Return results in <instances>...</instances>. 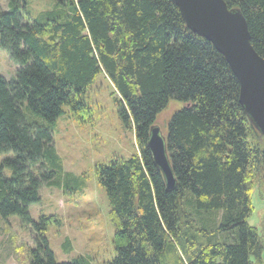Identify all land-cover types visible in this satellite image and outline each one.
<instances>
[{
  "label": "trees",
  "instance_id": "trees-1",
  "mask_svg": "<svg viewBox=\"0 0 264 264\" xmlns=\"http://www.w3.org/2000/svg\"><path fill=\"white\" fill-rule=\"evenodd\" d=\"M52 1L35 17L26 0L0 9V49L18 66L12 82L0 76V217L29 223L42 184L70 191L77 179L62 173L51 126L63 106L83 110L81 97L103 75L137 147L95 167L115 228L106 264H161L169 243L190 254L186 264H263L264 237L247 220L250 194L264 184V137L224 58L186 28L171 0ZM223 1L240 11L264 60V0ZM170 101L182 108L164 135L176 180L167 191L146 142ZM191 230L202 243H192ZM35 244L29 264H91L82 256L56 262L42 234Z\"/></svg>",
  "mask_w": 264,
  "mask_h": 264
},
{
  "label": "rangeland",
  "instance_id": "rangeland-1",
  "mask_svg": "<svg viewBox=\"0 0 264 264\" xmlns=\"http://www.w3.org/2000/svg\"><path fill=\"white\" fill-rule=\"evenodd\" d=\"M52 3V0H26V9L35 17ZM0 9L8 10L6 0H0ZM17 69L0 49V76L12 82ZM81 100L86 105L83 110L75 115L63 106L62 115L51 126L52 145L62 173L74 176L77 181L70 182L71 189L65 194L56 186L42 184L39 201L28 207L29 223L16 216L0 217V264H29L28 249L35 248L38 234L47 240L59 263L82 256L89 258L91 264H106L113 258L115 228L108 219L110 206L104 190L97 184L95 167L114 159H128L137 153V147L133 132L119 115L120 100L103 75L96 76ZM181 108V103L170 101L157 115L155 125L163 135L168 120ZM250 201L253 212L247 222L264 237V184L254 187ZM41 217H53L55 221L50 219L41 225ZM191 231L193 236L188 238L192 243H198L197 240L202 243L203 239ZM189 257L180 243H169L160 260L161 264H186ZM262 261L264 264V253Z\"/></svg>",
  "mask_w": 264,
  "mask_h": 264
},
{
  "label": "water",
  "instance_id": "water-1",
  "mask_svg": "<svg viewBox=\"0 0 264 264\" xmlns=\"http://www.w3.org/2000/svg\"><path fill=\"white\" fill-rule=\"evenodd\" d=\"M186 28L210 43L226 61L239 85V104L264 137V60L250 44L246 22L223 0H171ZM146 149L171 191L176 180L166 150L165 136L156 125L148 132Z\"/></svg>",
  "mask_w": 264,
  "mask_h": 264
}]
</instances>
